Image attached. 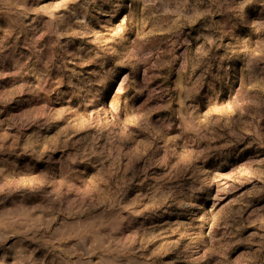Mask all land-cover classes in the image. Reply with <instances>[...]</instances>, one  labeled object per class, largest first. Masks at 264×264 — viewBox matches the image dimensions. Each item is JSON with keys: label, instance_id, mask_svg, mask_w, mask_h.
I'll list each match as a JSON object with an SVG mask.
<instances>
[{"label": "rangeland", "instance_id": "1", "mask_svg": "<svg viewBox=\"0 0 264 264\" xmlns=\"http://www.w3.org/2000/svg\"><path fill=\"white\" fill-rule=\"evenodd\" d=\"M0 264H264V0H0Z\"/></svg>", "mask_w": 264, "mask_h": 264}]
</instances>
